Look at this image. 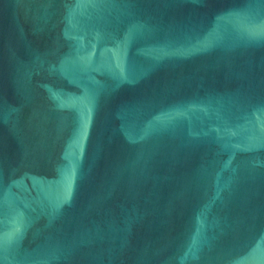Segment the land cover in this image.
<instances>
[{"label":"water","instance_id":"water-1","mask_svg":"<svg viewBox=\"0 0 264 264\" xmlns=\"http://www.w3.org/2000/svg\"><path fill=\"white\" fill-rule=\"evenodd\" d=\"M0 264H264V0H0Z\"/></svg>","mask_w":264,"mask_h":264}]
</instances>
